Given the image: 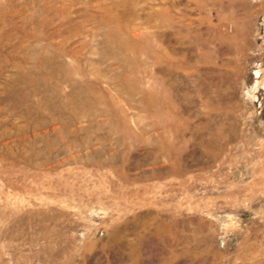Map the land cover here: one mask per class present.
<instances>
[{
	"label": "rangeland",
	"instance_id": "1",
	"mask_svg": "<svg viewBox=\"0 0 264 264\" xmlns=\"http://www.w3.org/2000/svg\"><path fill=\"white\" fill-rule=\"evenodd\" d=\"M0 264H264V0H0Z\"/></svg>",
	"mask_w": 264,
	"mask_h": 264
}]
</instances>
